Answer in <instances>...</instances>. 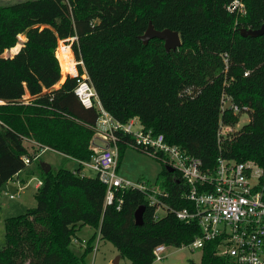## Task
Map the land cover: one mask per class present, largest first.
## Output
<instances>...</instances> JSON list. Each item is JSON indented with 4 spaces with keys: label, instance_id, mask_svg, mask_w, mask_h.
I'll list each match as a JSON object with an SVG mask.
<instances>
[{
    "label": "trees",
    "instance_id": "16d2710c",
    "mask_svg": "<svg viewBox=\"0 0 264 264\" xmlns=\"http://www.w3.org/2000/svg\"><path fill=\"white\" fill-rule=\"evenodd\" d=\"M233 1L26 0L1 7L0 187L26 168L23 157L33 161L27 140L67 161H91L98 115L74 95L76 79L64 80L74 73V62L59 50L57 60L54 52L59 41H66L82 61L78 73L85 72L115 120L137 117L145 129L162 134L205 167L219 156L253 161L263 170L264 192V35L239 33L264 23V0H237L243 14L227 10ZM148 23L177 32L181 46L166 52L159 39L143 43L139 37ZM25 95L31 98L27 102ZM223 97L246 107L248 122L218 140L219 123L232 129L242 114L223 111ZM115 134L118 164L126 147L135 148L130 135ZM165 167L154 184L168 193L160 198L175 209L188 207L180 198L181 178ZM37 169L36 206L5 220L0 264H87L94 235L80 255L70 248L86 225L130 264H152L156 246L181 248L200 235L196 222L184 223L173 213L154 219V208L137 189L115 193L121 200L117 210V202L104 207L105 186L96 176H79L63 165L47 173ZM140 206L143 223L137 226L134 212ZM215 246L204 244L200 264H230L214 254Z\"/></svg>",
    "mask_w": 264,
    "mask_h": 264
},
{
    "label": "built area",
    "instance_id": "2783aa9c",
    "mask_svg": "<svg viewBox=\"0 0 264 264\" xmlns=\"http://www.w3.org/2000/svg\"><path fill=\"white\" fill-rule=\"evenodd\" d=\"M227 10H236L240 14L245 12L244 5L237 0L228 5ZM64 42L66 41L61 43L60 51L74 62V73L66 75L76 79L74 95L85 109H95L98 115L95 134L89 145V149L93 151L91 161H77L82 168L78 172L72 169V172L83 176L84 168L94 171L99 182L105 186L104 207L117 202L116 209L119 210L121 200L116 199L115 193L119 190L137 189L144 194L147 205L154 208V219L170 212L179 221L197 223L200 235L188 247L202 250L205 243L216 242L214 254L226 258L230 264H264V192L260 185L262 168L253 161L236 162L220 156L215 165L205 167L201 160L187 155L176 145L168 144L162 134L145 129L137 117L130 118L125 123L118 122L101 106L85 72L78 73L77 67L82 66V61L75 58L71 46ZM227 99L229 98H222V108ZM228 110L233 115H238L245 112L246 107L240 109L231 102ZM231 130L220 122L218 140L223 139ZM117 132L130 135L135 149L178 173L184 186L180 198L190 204L188 207H170L162 199L167 198L168 193L158 186L134 184L118 175L115 145ZM97 139L100 142H96ZM27 141L39 148L32 160H36L42 151L47 150L31 140ZM23 162L25 165L30 164L27 157H23ZM40 184L37 181L36 186L39 187ZM165 249L164 245L154 248V261L162 259Z\"/></svg>",
    "mask_w": 264,
    "mask_h": 264
},
{
    "label": "rangeland",
    "instance_id": "374dc122",
    "mask_svg": "<svg viewBox=\"0 0 264 264\" xmlns=\"http://www.w3.org/2000/svg\"><path fill=\"white\" fill-rule=\"evenodd\" d=\"M23 1L26 0H0V8ZM61 43L62 41L57 43L54 52L57 60L58 58L55 53L58 50L60 51ZM64 44L71 46L70 42H64ZM3 57L10 56L3 54ZM57 87L58 86H55L54 88ZM30 99L29 96L25 95L23 102H27ZM247 122L248 115L246 113L240 114L238 122L233 126L231 132L239 130V128L247 124ZM96 142H100V139H97ZM24 146L27 148L28 153H30L31 156H34L35 152H38L39 149L28 141H24ZM99 146H101V143H99ZM43 162L48 164L50 169L54 171L61 165L65 168L77 167V164L71 161L68 162L61 154L49 149L44 150L41 152L37 160L26 165V168L22 170L21 173L19 172V176H13L0 187V247L5 245V220L10 217L23 215L28 209H32L36 206L34 194L37 191V188L35 185L39 179L37 166ZM161 170L162 164L159 161L130 147H126L123 150L120 161L117 164L118 175L134 184L144 183L147 185H154L156 176ZM82 172L88 177L95 176L94 171L89 168H84ZM28 175L31 176V179H26V176ZM9 196L13 197L10 198ZM93 235L94 240L91 244L93 250H91L86 256L87 264H114L116 260V264H130L127 258L120 256L119 252L111 243L100 238L97 230L87 225L82 226L77 230L75 237L72 239L70 248L75 254L80 255ZM161 257L162 259L160 261H154L152 264H200L201 249H193L188 246H182L181 248L166 247L165 252Z\"/></svg>",
    "mask_w": 264,
    "mask_h": 264
},
{
    "label": "water",
    "instance_id": "95a60500",
    "mask_svg": "<svg viewBox=\"0 0 264 264\" xmlns=\"http://www.w3.org/2000/svg\"><path fill=\"white\" fill-rule=\"evenodd\" d=\"M239 33H240V36L242 37L262 36L264 35V23L261 24V26L258 29H255V30L241 29ZM154 38L159 39L163 42V47L166 52L170 50H176L177 48L181 46L180 36L177 32L171 31L169 29L158 31V30H155L150 23H148L147 29L145 30L143 35L139 37V39L143 43H147L149 40L154 39ZM230 104H231V99H227L223 107V111L228 110ZM41 167L44 173H47L50 170V166L46 163H42ZM165 169L168 172H171V173L174 172V169L171 167L166 166ZM143 210H144V206H140L134 212V221L137 226H141L143 223L142 222ZM116 261L114 264L117 263Z\"/></svg>",
    "mask_w": 264,
    "mask_h": 264
},
{
    "label": "crops",
    "instance_id": "0c3cea01",
    "mask_svg": "<svg viewBox=\"0 0 264 264\" xmlns=\"http://www.w3.org/2000/svg\"><path fill=\"white\" fill-rule=\"evenodd\" d=\"M47 150H48V148L47 147H45ZM49 150H51V149H49ZM53 151V150H52ZM55 152V151H54ZM36 153V152H35ZM37 160V159H36ZM33 161H35V160H33ZM33 161H31V162H33ZM69 161H71V162H73V163H75V164H77V166H78V163H77V161H75V160H68V162ZM30 162V163H31ZM43 163H45V162H43ZM42 164V163H41ZM41 164L39 165L40 167H41ZM42 168V167H41ZM76 167H72V168H68V169H70V170H72V169H75ZM22 172V171H21ZM20 172V173H21ZM20 173H17L15 176H19V174ZM26 179H31V176L30 175H28V176H26ZM38 181H40L39 179H38ZM35 187L38 189V186H36L35 185ZM94 248V247H93ZM93 250V249H92Z\"/></svg>",
    "mask_w": 264,
    "mask_h": 264
}]
</instances>
